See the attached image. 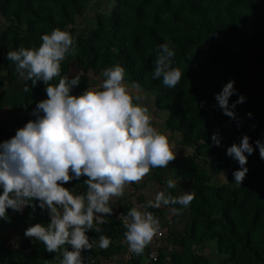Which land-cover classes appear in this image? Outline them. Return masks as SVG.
<instances>
[{
  "label": "trees",
  "instance_id": "obj_1",
  "mask_svg": "<svg viewBox=\"0 0 264 264\" xmlns=\"http://www.w3.org/2000/svg\"><path fill=\"white\" fill-rule=\"evenodd\" d=\"M97 2L107 5L95 12L88 32L80 33L77 18L95 10ZM0 16L5 20L0 27V113L6 108L21 112L9 124L1 121L5 126L0 127V142L35 119L31 113L36 103L47 98L42 82L32 91H23L25 84L31 87V81L20 78L15 65L10 66L6 59L7 53L20 46L39 47L41 36L58 27L71 32L76 40V55L66 56L61 63L62 76H80V86L73 94L93 88L88 74L99 75L119 64L125 68V82H138L142 92L153 96L157 110L167 112L165 131L180 132V145L191 150L177 156L167 168L150 172V180H156L162 191L172 175L177 185L185 183L188 191L195 192L187 208L177 204L147 209L170 223H175L179 215L168 219V208L188 211L183 233L171 230L166 236L164 232L168 245L158 249L156 261L149 255L155 246L153 239L142 256L132 254L128 261L108 264H264V160L258 149L248 156L249 171L238 186L233 171L239 164L226 155V149L238 144L244 134L251 137L254 147L256 140H264V0H0ZM166 38L176 52L173 66L183 73L172 89L152 79L158 45ZM73 67L81 74L73 73ZM58 80L54 78L53 83ZM230 80L235 81L238 94L230 97L229 104L239 95L246 97V102L234 109L236 120L224 115L215 100ZM201 102H205L203 107ZM214 132L222 137L221 147L212 143ZM222 172L227 179L218 184ZM85 179L81 177L64 187L74 189L75 194L85 193ZM134 187L139 186L134 183ZM167 192L178 196L176 188ZM148 200L142 195L138 203L123 198L110 201L109 206L126 215ZM15 213L9 209V221L0 220V264H59L56 253L47 252L42 242L24 236L29 226L50 222L47 212L37 207L34 212L25 208L21 216ZM94 225L101 232L90 231V238L98 241L103 234L112 242L106 250L96 246L83 253L90 257L85 264H103L114 257L125 259L128 245L123 242V222L110 216L107 223L94 221ZM10 230L18 236L12 246L5 234ZM210 241L216 244V263L204 253Z\"/></svg>",
  "mask_w": 264,
  "mask_h": 264
},
{
  "label": "clouds",
  "instance_id": "obj_2",
  "mask_svg": "<svg viewBox=\"0 0 264 264\" xmlns=\"http://www.w3.org/2000/svg\"><path fill=\"white\" fill-rule=\"evenodd\" d=\"M41 41L39 47L20 46L6 56L20 78L31 81V87L25 84L23 91H32L42 82L47 98L36 103L31 113L35 119L0 142V220L9 221V209L22 214L25 208L34 212L39 207L47 212L50 222L29 226L25 238L42 242L47 252L57 254L54 258L59 264H85L90 257L83 253L96 246L106 250L112 242L107 235H100L98 241L87 235L101 232L94 221L104 224L113 215L110 200L122 197L129 185L140 183L152 169L167 168L177 158L176 146L153 126L141 86L125 82L123 66L105 68L98 88H85L75 95L80 76L61 75L66 56L76 55L75 37L57 27L42 35ZM175 56L170 39L158 45L152 79L169 89L175 88L183 75L173 66ZM57 77L58 82L53 83ZM234 85V80L228 81L215 100L224 115L236 120L234 109L246 102V97L239 95L230 105V97L238 94ZM221 139L218 132L211 136L216 147L222 146ZM250 140L244 134L238 144L226 149V155L239 164L233 171L238 186L249 171L248 156L258 149L264 160V140H256L255 147ZM81 177L87 178L83 181L85 193L75 194L74 189L64 187ZM166 186L154 199L119 216L126 229L123 242L129 253L142 256L161 231L159 219L147 209L177 204L187 208L195 198L194 191L182 190L179 196L168 193L167 189L177 186L172 178L166 180ZM171 211L182 214V209Z\"/></svg>",
  "mask_w": 264,
  "mask_h": 264
},
{
  "label": "rangeland",
  "instance_id": "obj_3",
  "mask_svg": "<svg viewBox=\"0 0 264 264\" xmlns=\"http://www.w3.org/2000/svg\"><path fill=\"white\" fill-rule=\"evenodd\" d=\"M97 4L98 5H96L95 10L91 9L84 16H79L77 18L76 27L78 28V31L80 33L88 32V30L90 28L89 22H91V20L95 17V12L104 10L103 7H105L107 5L106 3L99 4V2H97ZM4 25H5V20H4V18H2L0 16V27L4 26ZM72 71H73V73H80L81 74V72L78 71L75 67L72 68ZM101 74H99V75L88 74L89 80L91 81L92 85H94L93 87H95V88L99 87L100 83L103 80V77ZM13 85H14L15 89L18 88V84H16V85L13 84ZM141 95L145 98V102L147 103V106L150 109V113L153 117V126L156 127L158 130L164 132L166 135H168L170 142L175 143L176 147H175L174 151L177 153V156H181L184 154L187 155L191 150L186 149L185 147L180 145V140L182 139V134L180 132H177L175 134H171L170 132L165 131V128H164L165 125H164L163 121L167 115V112H160L157 110V108L153 102L154 101L153 96L150 95V93L141 92ZM20 113L21 112L16 110V109L13 110V109H7L6 108L5 111L0 113V127L5 126V123L1 122L2 120L6 121L7 124H9L11 121H14L16 119L17 114H20ZM23 114H24V112H23ZM151 176H152V174L149 173L140 183H136V185L139 186L138 188L134 187V184L129 185L126 188L125 193L122 197L113 198L110 201L114 203V202L121 201L123 198H127L129 201L138 203L137 198L139 196H142V195L146 196L148 199H154L155 194L158 191H162V189H161V185L156 180H150ZM169 178L173 179L172 175L169 176ZM216 181L218 184L224 183L225 177L221 175L220 177H218V179ZM176 190H177V193L179 196L182 194V190L188 191V185H186L185 183H181V184L176 186ZM139 205H142V203H139ZM162 206H164V205H162ZM15 215L21 216V213H15ZM174 215L175 214L172 213L171 209L168 208L166 217H168V219H172ZM112 216H114V212H113ZM189 217H190V213L188 211L183 212L181 215H179L178 219L175 221V223L172 224V226L168 221H165V220L163 221V219L160 217L163 228L167 232L166 236L168 233H171V229L173 231H176L177 233L183 232L184 227L186 226ZM5 234L10 239L9 246H12L18 239V236L16 235V233L12 230L6 231ZM166 236L163 238V241H162L163 247H166L168 245V242L165 241ZM215 247H216V244L214 241L207 242V246H206L204 253H207L208 257L211 256L212 260L216 263L218 261V257L216 255H214ZM117 261L124 262L125 261L124 256L120 257V258L114 257L113 259H111L109 261L103 262V264H108L109 262L116 263Z\"/></svg>",
  "mask_w": 264,
  "mask_h": 264
},
{
  "label": "built area",
  "instance_id": "obj_4",
  "mask_svg": "<svg viewBox=\"0 0 264 264\" xmlns=\"http://www.w3.org/2000/svg\"><path fill=\"white\" fill-rule=\"evenodd\" d=\"M114 212V216L115 217H117V218H119V216L121 215V213L120 212H117V211H113ZM159 219V218H158ZM159 221H160V224H161V231H160V233L156 236V237H154V240H155V246H154V248L151 250V252L149 253V255H150V257H151V259H153L154 261H156V260H158V256H159V248H161L162 247V241H163V238H164V232H165V230H164V228H163V225H162V223H161V220L159 219ZM131 256H132V253H127L126 255H125V261L127 260H129V259H131Z\"/></svg>",
  "mask_w": 264,
  "mask_h": 264
},
{
  "label": "crops",
  "instance_id": "obj_5",
  "mask_svg": "<svg viewBox=\"0 0 264 264\" xmlns=\"http://www.w3.org/2000/svg\"><path fill=\"white\" fill-rule=\"evenodd\" d=\"M188 188H189V186H188ZM169 223H170V222H169ZM170 224H171V226H172L173 223H170ZM171 230H172V229H171ZM172 231H173V230H172ZM180 233H183V232H180Z\"/></svg>",
  "mask_w": 264,
  "mask_h": 264
}]
</instances>
